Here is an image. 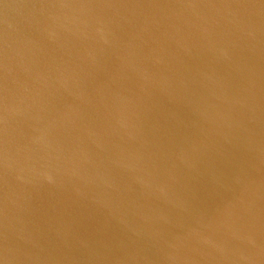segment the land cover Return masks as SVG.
Instances as JSON below:
<instances>
[{
    "label": "water",
    "instance_id": "95a60500",
    "mask_svg": "<svg viewBox=\"0 0 264 264\" xmlns=\"http://www.w3.org/2000/svg\"><path fill=\"white\" fill-rule=\"evenodd\" d=\"M0 264H264V0H0Z\"/></svg>",
    "mask_w": 264,
    "mask_h": 264
}]
</instances>
